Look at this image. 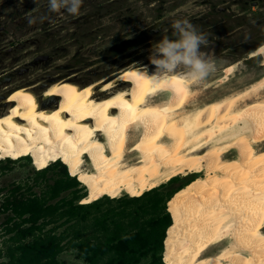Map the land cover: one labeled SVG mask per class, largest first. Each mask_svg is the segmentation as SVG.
Segmentation results:
<instances>
[{"label":"bare ground","instance_id":"obj_1","mask_svg":"<svg viewBox=\"0 0 264 264\" xmlns=\"http://www.w3.org/2000/svg\"><path fill=\"white\" fill-rule=\"evenodd\" d=\"M250 55L264 61V42ZM153 71L129 65L84 85L61 79L41 94L21 86L0 111V159L66 158L90 201L194 175L170 199L177 219L166 264H264V73L188 108L194 83L180 72L154 81Z\"/></svg>","mask_w":264,"mask_h":264},{"label":"rangeland","instance_id":"obj_2","mask_svg":"<svg viewBox=\"0 0 264 264\" xmlns=\"http://www.w3.org/2000/svg\"><path fill=\"white\" fill-rule=\"evenodd\" d=\"M29 19L35 22L30 24ZM176 19L189 20L198 31L207 35L209 44L202 46V51L215 65V70L206 79L193 85L195 99L188 108L233 92L264 73L261 56L252 58L250 55L252 48L264 40V0H83L76 16L63 10L49 12L48 0H0V111L11 104L13 94L21 86H29L41 94L48 85L61 79L68 78L84 85L108 79L129 65L153 68L148 59L152 46L162 37L172 36L171 22ZM234 62H237L236 66H233ZM56 102V99L50 100L51 105ZM28 153H34L36 160L18 158L20 155L15 153L10 154L18 155L17 159L8 160V155L0 159V264H6L8 247L16 244V230L7 228L19 218L12 216L6 221L5 216L11 215V211L10 208L2 209L11 187L19 186V191H25L28 186L29 192L40 194L45 180L60 169L55 166L47 170L45 176H38L35 170L45 165L35 152ZM135 155L128 153L127 157ZM88 165L86 163L85 167ZM205 172L201 169L199 174ZM191 177L194 179V175L189 178L178 175L172 182L156 188L161 192L177 188L188 179L187 182L192 180ZM83 184L86 187L78 186L80 198L90 189L84 180ZM110 193L111 197L116 196L115 199L138 195L135 192L121 196ZM60 197L69 198L71 193L65 191ZM80 198L75 203L94 201L87 199V193ZM104 198L110 197L98 198L103 201L98 209L81 210L66 224L55 226L58 220L48 223L45 229L55 226L54 232H63L62 244H66L72 232L85 226L82 236L96 240L101 235L95 231L96 216H106L109 220L111 213L119 210L127 213L139 204ZM54 200L57 199L50 201ZM128 218L123 217L124 220ZM76 254V249L64 250L57 258L67 264H86ZM150 259L145 257L139 264H148Z\"/></svg>","mask_w":264,"mask_h":264},{"label":"trees","instance_id":"obj_3","mask_svg":"<svg viewBox=\"0 0 264 264\" xmlns=\"http://www.w3.org/2000/svg\"><path fill=\"white\" fill-rule=\"evenodd\" d=\"M254 48L256 46L252 49ZM10 156L8 160L17 159L15 155ZM31 156L24 158L32 161L35 157ZM54 162L55 164L45 165L46 167L40 168L41 170H35L38 176H45L47 170L55 166L60 168L45 180L40 194L29 192L28 186L25 191H19V186H15L11 187L9 196H6L2 203V209L10 208L11 211V215L5 216L6 221L11 220L12 216L19 218L7 228L16 230L15 238L12 237L16 244L8 247L6 264H67L58 260L57 256L62 251L70 249H76L77 257L83 259L86 264H139L141 259L148 256L151 258L148 264H165L168 230L177 219L176 209L170 205V198L189 179L183 185L164 192L154 187L144 191L142 195H132L124 199L120 197L115 199L116 196L111 197V193L106 194V197H110L104 198L106 201L114 199L118 203L123 201L124 204L137 202L139 204L127 213L124 210L111 213L109 220L106 216H96L95 231L101 232L96 240L82 236L83 230L86 229L83 226V229L78 228L72 232L67 243L62 244L64 234L55 233V226L66 224L81 210L86 212L91 208L98 209L103 201L96 199L89 204L85 201L75 203V200L80 198L78 186L82 184L86 187L80 174L75 173L73 165L64 158ZM173 180L175 177L166 183ZM65 191H70L71 197L58 198ZM87 192L88 190H85L80 200ZM53 199L57 200L50 201ZM145 213L147 216H144ZM124 216H128V220H124ZM58 220L60 221L57 225L45 229L48 223ZM24 223L28 225L21 226Z\"/></svg>","mask_w":264,"mask_h":264},{"label":"clouds","instance_id":"obj_4","mask_svg":"<svg viewBox=\"0 0 264 264\" xmlns=\"http://www.w3.org/2000/svg\"><path fill=\"white\" fill-rule=\"evenodd\" d=\"M82 4L83 0H48V11L60 13L63 10L76 16ZM34 22V19H29L30 24ZM171 30V37L164 36L152 46L148 59L154 71L148 76L159 81L183 69L180 74L194 84L206 79L215 70L212 60L202 51V46L209 44L207 35L187 19L173 20Z\"/></svg>","mask_w":264,"mask_h":264},{"label":"water","instance_id":"obj_5","mask_svg":"<svg viewBox=\"0 0 264 264\" xmlns=\"http://www.w3.org/2000/svg\"><path fill=\"white\" fill-rule=\"evenodd\" d=\"M264 42V41H263ZM258 45H256V47H257Z\"/></svg>","mask_w":264,"mask_h":264}]
</instances>
